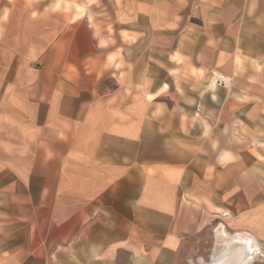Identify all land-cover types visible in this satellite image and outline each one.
<instances>
[{
	"label": "crops",
	"instance_id": "1",
	"mask_svg": "<svg viewBox=\"0 0 264 264\" xmlns=\"http://www.w3.org/2000/svg\"><path fill=\"white\" fill-rule=\"evenodd\" d=\"M221 225L264 252V0H0V264H175Z\"/></svg>",
	"mask_w": 264,
	"mask_h": 264
},
{
	"label": "bare ground",
	"instance_id": "2",
	"mask_svg": "<svg viewBox=\"0 0 264 264\" xmlns=\"http://www.w3.org/2000/svg\"><path fill=\"white\" fill-rule=\"evenodd\" d=\"M216 237L217 246L211 256L213 264H252L264 255L256 239L249 234H230L221 225L216 230Z\"/></svg>",
	"mask_w": 264,
	"mask_h": 264
},
{
	"label": "rangeland",
	"instance_id": "3",
	"mask_svg": "<svg viewBox=\"0 0 264 264\" xmlns=\"http://www.w3.org/2000/svg\"><path fill=\"white\" fill-rule=\"evenodd\" d=\"M216 230L205 231L200 239L192 238L190 244L179 251L175 264H206L212 260L211 256L217 246ZM252 264H264V257L256 259Z\"/></svg>",
	"mask_w": 264,
	"mask_h": 264
},
{
	"label": "built area",
	"instance_id": "4",
	"mask_svg": "<svg viewBox=\"0 0 264 264\" xmlns=\"http://www.w3.org/2000/svg\"><path fill=\"white\" fill-rule=\"evenodd\" d=\"M210 75L216 84H224L226 78L220 72L215 69H210Z\"/></svg>",
	"mask_w": 264,
	"mask_h": 264
},
{
	"label": "snow or ice",
	"instance_id": "5",
	"mask_svg": "<svg viewBox=\"0 0 264 264\" xmlns=\"http://www.w3.org/2000/svg\"><path fill=\"white\" fill-rule=\"evenodd\" d=\"M56 7H57V8H59V7H60V5H59V4H57V5H56ZM77 10H78V11H80V12H82V11H83V9H79V8H78ZM77 18L79 19L80 17H77ZM164 87L166 88V87H167V85H165ZM148 99H150V100H151V99H152V97H151V96H149V97H148Z\"/></svg>",
	"mask_w": 264,
	"mask_h": 264
},
{
	"label": "water",
	"instance_id": "6",
	"mask_svg": "<svg viewBox=\"0 0 264 264\" xmlns=\"http://www.w3.org/2000/svg\"><path fill=\"white\" fill-rule=\"evenodd\" d=\"M213 262H214V259L213 260L210 259V261L207 264H213Z\"/></svg>",
	"mask_w": 264,
	"mask_h": 264
}]
</instances>
